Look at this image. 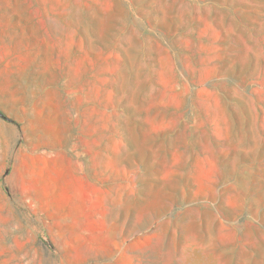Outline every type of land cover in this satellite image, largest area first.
Returning <instances> with one entry per match:
<instances>
[{
	"label": "rangeland",
	"instance_id": "374dc122",
	"mask_svg": "<svg viewBox=\"0 0 264 264\" xmlns=\"http://www.w3.org/2000/svg\"><path fill=\"white\" fill-rule=\"evenodd\" d=\"M0 264H264V0H0Z\"/></svg>",
	"mask_w": 264,
	"mask_h": 264
},
{
	"label": "crops",
	"instance_id": "0c3cea01",
	"mask_svg": "<svg viewBox=\"0 0 264 264\" xmlns=\"http://www.w3.org/2000/svg\"><path fill=\"white\" fill-rule=\"evenodd\" d=\"M101 204L103 205H107L106 201H102Z\"/></svg>",
	"mask_w": 264,
	"mask_h": 264
}]
</instances>
